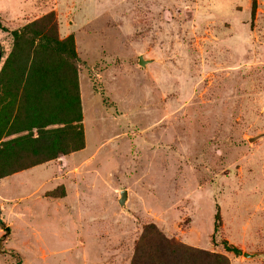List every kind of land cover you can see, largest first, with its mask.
Segmentation results:
<instances>
[{"label": "rangeland", "instance_id": "1", "mask_svg": "<svg viewBox=\"0 0 264 264\" xmlns=\"http://www.w3.org/2000/svg\"><path fill=\"white\" fill-rule=\"evenodd\" d=\"M254 3L0 0V173L50 156L30 141L53 115L42 130H63L65 151L0 177V264H161L166 245L264 264V0ZM40 20L72 37L76 90L54 54L10 55L11 31Z\"/></svg>", "mask_w": 264, "mask_h": 264}, {"label": "trees", "instance_id": "2", "mask_svg": "<svg viewBox=\"0 0 264 264\" xmlns=\"http://www.w3.org/2000/svg\"><path fill=\"white\" fill-rule=\"evenodd\" d=\"M254 6H255L254 0H251V6H250L251 12L253 11ZM44 20H47V17L44 18ZM42 21L43 20L35 21L31 25L23 26L19 30L11 31L10 34L13 38V49L10 55L12 54V56L20 57L21 59L22 56L24 55V52L32 47H33V52H34V58L37 56V53L54 54L55 57L59 58V60L61 61L63 65L72 66L71 68L73 72V79H72L73 88L76 90V81H75V76H74L75 70L73 67V62L76 61L77 58L73 50L72 37L68 36L62 40H58L54 36L55 35L54 32L52 34L51 30L48 33L43 31ZM53 26L54 24L52 23L51 28ZM19 43L24 48L23 49L18 48L19 54H15L13 50L17 46H19ZM7 65H9V62H7L4 68L1 70L0 72L1 75H5V73L7 72L5 70ZM30 69L28 72V77H27L28 79H30L34 75L32 72L33 65L30 67ZM39 69H40L39 71L43 70L42 66H40ZM40 82H42V84H44L45 87H48L52 84V81L47 80V78H40ZM51 118L52 119L50 120L48 118L47 120L42 119V121H38L37 125L34 128L37 130V133L41 135V137L31 138V141H30L31 143H33V146L37 145V142H42L43 145H41L40 148L44 147L45 151L49 152L50 156L44 160L42 158L31 160L29 161V165L19 167L20 168L19 170L14 168L12 169L10 173L1 172L0 177L6 176L16 171L23 170L28 166L30 167V166H33L34 164L41 163L43 161L52 159L55 157L54 150H57L58 153L65 154L64 153L65 151L60 147L63 144L64 139H62V137H63L64 131L61 129H50L48 131L42 130V128L47 126L48 124H53L54 120H58L56 119L55 115H53ZM48 138H50L51 140H48ZM25 140L26 138L24 137L23 138H20V137L13 138L3 143V146L5 148L15 149L20 144H23V141ZM9 160H14V159L9 158L8 161ZM2 163H3L2 165L4 166H9V164L7 163V160ZM218 220H219V216H218V213L216 212L214 215V221L218 222ZM163 249L165 250L162 251L161 255L165 257V259L161 264H227V261L224 259V257L221 255H217V254H206L205 252L199 251L196 253H198L199 255H202L201 258L194 256L192 254L188 256L177 257L176 255H174V249L170 248L169 246L166 245ZM224 250L227 252H231L234 256H238L240 254L239 250L234 247L226 246ZM15 264H19V261H17Z\"/></svg>", "mask_w": 264, "mask_h": 264}, {"label": "water", "instance_id": "3", "mask_svg": "<svg viewBox=\"0 0 264 264\" xmlns=\"http://www.w3.org/2000/svg\"><path fill=\"white\" fill-rule=\"evenodd\" d=\"M138 65H143V61L140 58H138ZM125 199H126V193H125V191H121L119 193L118 204L122 208H124ZM2 225H3V223H2V220L0 218V226H2ZM241 255L244 258H252V257H256L257 256V254H246V253H242Z\"/></svg>", "mask_w": 264, "mask_h": 264}, {"label": "crops", "instance_id": "4", "mask_svg": "<svg viewBox=\"0 0 264 264\" xmlns=\"http://www.w3.org/2000/svg\"><path fill=\"white\" fill-rule=\"evenodd\" d=\"M23 173V172H22ZM19 174H21V173H18V174H12V175H16V176H18ZM0 218H1V220H2V208H1V206H0ZM2 223H3V221H2ZM62 238L64 237V235L62 234V235H60ZM58 249H56L58 252L60 251V250H62L63 248H59V246L57 247ZM58 252H56L55 251V253H58ZM59 254H62V253H59Z\"/></svg>", "mask_w": 264, "mask_h": 264}]
</instances>
